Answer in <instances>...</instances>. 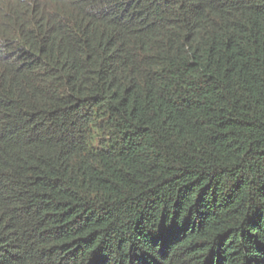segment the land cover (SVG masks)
<instances>
[{
    "label": "trees",
    "instance_id": "obj_1",
    "mask_svg": "<svg viewBox=\"0 0 264 264\" xmlns=\"http://www.w3.org/2000/svg\"><path fill=\"white\" fill-rule=\"evenodd\" d=\"M0 264H264V0H0Z\"/></svg>",
    "mask_w": 264,
    "mask_h": 264
}]
</instances>
